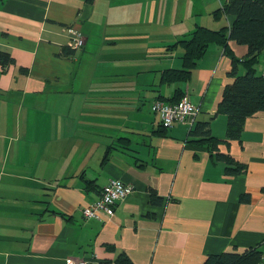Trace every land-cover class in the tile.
<instances>
[{"label":"crops","instance_id":"0c3cea01","mask_svg":"<svg viewBox=\"0 0 264 264\" xmlns=\"http://www.w3.org/2000/svg\"><path fill=\"white\" fill-rule=\"evenodd\" d=\"M223 1L0 0V51L15 60L0 64V264H95L120 252L135 264H202L254 247L264 264V112L240 140L219 143L248 167L228 175L190 132L209 122L226 140L217 110L232 56L212 43L187 81L163 80L183 67L175 43L198 26L231 28L234 16L215 15ZM67 26L86 44L61 55ZM228 49L244 73L248 46L230 39ZM183 96L197 115L165 128L154 103ZM111 178L133 193L110 219L86 220L82 208Z\"/></svg>","mask_w":264,"mask_h":264},{"label":"trees","instance_id":"16d2710c","mask_svg":"<svg viewBox=\"0 0 264 264\" xmlns=\"http://www.w3.org/2000/svg\"><path fill=\"white\" fill-rule=\"evenodd\" d=\"M222 14L235 17L231 28L214 30L198 26L188 37L175 43L172 47L178 44L184 47L183 67L165 70L163 80L167 83L187 81L212 43L223 45L226 52L232 56L233 67L228 72L231 82L225 85L217 110V113L225 114L228 118L226 140L212 135L209 122L195 124L190 135L199 138L196 140L197 143L207 144L215 160L226 163V174L237 176L246 173L247 165L230 154L220 152L218 145L222 141L240 140L247 118L264 112V75L257 72L259 56L264 52V0H224L222 6L215 12L217 17ZM230 39L248 46V54L243 59L245 72L242 74L238 72L240 61L228 49ZM74 51L76 50L66 46L61 55H72ZM13 63L15 60L8 53L0 51V64L7 66ZM22 71L27 72L26 69ZM159 200L161 198L156 192H152V202ZM241 200L249 199L247 195H243ZM262 259L263 252L254 247L244 252L209 254L202 264H260ZM113 262L135 264L125 252H120L114 261L104 260L95 264Z\"/></svg>","mask_w":264,"mask_h":264},{"label":"built area","instance_id":"2783aa9c","mask_svg":"<svg viewBox=\"0 0 264 264\" xmlns=\"http://www.w3.org/2000/svg\"><path fill=\"white\" fill-rule=\"evenodd\" d=\"M66 31L69 35L68 47L81 50L86 44V37L83 32L74 26H67ZM153 110L160 115L163 125L167 128L175 124L189 123L198 113V107L191 102L188 96H183L178 102L174 103L157 100L153 105ZM133 191L134 186L132 184L111 178L103 187L100 197L82 208L83 217L86 220L105 221L110 219L115 214L116 206ZM66 264H88V262L68 258ZM260 264H263V262Z\"/></svg>","mask_w":264,"mask_h":264}]
</instances>
